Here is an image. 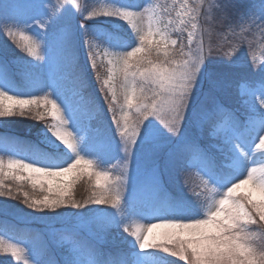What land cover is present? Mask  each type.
<instances>
[{"label":"snow or ice","instance_id":"6c2138e0","mask_svg":"<svg viewBox=\"0 0 264 264\" xmlns=\"http://www.w3.org/2000/svg\"><path fill=\"white\" fill-rule=\"evenodd\" d=\"M173 5L0 0V35L19 49L0 51V123L45 124L0 155V197L61 225L39 248L14 240L0 201V253L17 264H159L148 250L160 249L185 264H264V62L231 92L234 72L254 66L256 37L264 44V0ZM85 177L90 195L78 201Z\"/></svg>","mask_w":264,"mask_h":264},{"label":"rangeland","instance_id":"374dc122","mask_svg":"<svg viewBox=\"0 0 264 264\" xmlns=\"http://www.w3.org/2000/svg\"><path fill=\"white\" fill-rule=\"evenodd\" d=\"M4 3L11 2V0H2ZM78 2L83 6L87 0H78ZM152 3L155 4H167L170 7H173V0H151ZM190 3H193L194 0H189ZM241 2L248 4V5H258L260 0H241ZM52 3H61V0H52ZM176 11H179V8L176 7ZM175 15V13H174ZM79 20V17L77 18ZM103 19V18H101ZM79 22L83 23L84 21L79 20ZM91 23V22H88ZM200 24L204 28L208 27H216V21L215 20H205L201 19ZM218 30V29H217ZM177 34L174 33L173 36L175 37ZM186 36V33H185ZM257 43L250 52L248 59L252 62H254V66L250 68L240 69L238 71H235L232 76V87L231 92L233 96V100H235V89L236 84L244 78H251L253 76V73L258 69L260 63L264 62V44L259 43L260 37L257 36ZM217 40L216 35H213V42ZM11 45V47H9ZM15 50V51H13ZM0 51H3L7 53L9 56L15 55L16 52H19V49L16 48L14 44L10 40L7 39L6 36L0 35ZM230 51V48L225 45L220 53L221 57H224L227 59L226 56H224V53H227ZM20 55H25L24 53H20ZM31 59V58H28ZM219 59V57H218ZM234 106L239 107L238 104H235ZM106 107V105H105ZM4 118H0V121H2ZM9 121L7 124L0 123V155L4 154V150L7 146L8 150L10 151H18L19 148L15 143H10L8 140L5 139L3 134L5 133H15V134H21L22 136H30L34 139H38V133L45 127L44 122H39L37 120L31 119V118H20V117H13L9 118ZM105 125L107 126V115L105 117ZM23 154V153H21ZM7 159V157H5ZM116 161L113 160V164H115ZM113 164H109L108 167L112 169L113 174H116L117 167H113ZM86 177L84 180H81L74 188V194L75 198L80 200H85L90 195L89 191V184L86 183ZM193 183H197L198 180L193 175L192 177ZM11 183V182H9ZM180 182H174L169 184V192L170 194H175L180 189ZM25 190L31 191L30 187L27 186V182H25ZM175 192V193H174ZM43 195V194H41ZM137 198L139 200H148L151 196V193L147 190L141 191L136 193ZM0 201H4L9 206V211L7 213V221L11 225V230L6 232L5 235L11 236L14 240H19L22 242H27L32 247L39 248V245L41 242L50 240L51 231L54 228H60L61 225L58 221L52 220H34L31 216L26 215L27 213L32 212V210L27 209L26 206L22 203V197L20 199H11L9 197H0ZM91 207H96L101 209L102 211H113L109 206L107 205H93ZM60 211H76L74 209H61ZM84 211H87L85 209ZM46 213H33V216H44ZM47 215H55V213H47ZM0 227H2V222H0ZM253 229L260 230L259 225H253ZM264 242V241H262ZM50 251L52 255L56 259H60V251L56 248L55 244H49ZM149 252H154L157 257L162 258L159 261V264H185L184 261L179 260L178 257H172L170 254L164 253L160 249H149ZM0 264H17L16 260L11 257L10 255H5L0 253Z\"/></svg>","mask_w":264,"mask_h":264},{"label":"trees","instance_id":"16d2710c","mask_svg":"<svg viewBox=\"0 0 264 264\" xmlns=\"http://www.w3.org/2000/svg\"><path fill=\"white\" fill-rule=\"evenodd\" d=\"M6 140H8L10 143H15L18 148H22L23 143L25 142H36L37 140L30 136H22L21 134H15V133H5L3 134ZM175 193V192H174Z\"/></svg>","mask_w":264,"mask_h":264}]
</instances>
